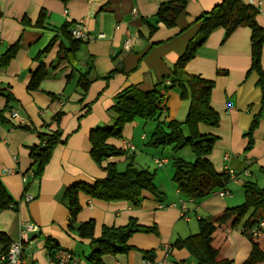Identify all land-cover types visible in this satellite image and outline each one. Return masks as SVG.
Wrapping results in <instances>:
<instances>
[{"label":"crops","instance_id":"obj_1","mask_svg":"<svg viewBox=\"0 0 264 264\" xmlns=\"http://www.w3.org/2000/svg\"><path fill=\"white\" fill-rule=\"evenodd\" d=\"M162 1L0 0L3 13L0 57L13 45H21L8 67L0 63V90L8 88L11 92L12 112L18 115L12 118V112L5 113L7 120L0 121V179L19 203L17 210L0 211V232L12 241L18 238L23 223L40 226L39 232L30 235L24 250L34 259V264H49L47 240L52 241V246L57 244L72 252L82 264H91L87 259L93 250L91 241L69 231L71 217L62 202L68 186L93 183L106 176L90 155V132L98 126L114 123L109 109L115 104L116 95L124 89L137 87L147 91L163 81L169 86L175 63L198 32L197 19L223 0H189L175 26L158 24L151 33L149 24L156 23ZM243 1L257 10L256 20L264 30V0H253L251 4ZM41 15L42 25H36ZM64 26L66 32H63ZM79 27L85 28V44L71 61H60V52L70 46L71 38L75 39L72 31ZM101 34L104 37L99 38ZM130 37L132 41L126 47ZM252 60L249 28L239 27L227 37L225 30L219 28L183 68L186 76L214 81L211 105L221 120L216 127L201 124L200 131L217 137L208 156L216 171L233 170L237 174V180L226 188L228 194L214 193L199 202L187 200L174 186L172 171L167 179L174 186L175 194L166 195L165 202L146 195L142 205L136 208L126 201L109 203L81 195L82 210L77 216V225L94 220L96 238L101 237L104 227H123L132 219L140 226L158 228V235L135 233L129 240L133 247L130 251L106 255L103 264H144L148 259L152 264H161L164 259L166 264H197L187 249L171 245L178 239L197 234L200 218L217 217L226 208L244 203L245 183L255 182L264 187L263 92L258 85L259 74L251 71ZM40 63L45 65L48 76L41 81L39 89L31 91L28 84ZM91 64L92 84L83 95L79 81ZM261 65L264 71V45ZM77 67L82 69L77 70ZM117 67H120L119 73L106 80ZM162 92L164 119L185 122L189 100L182 98L176 89ZM88 105L90 111L86 112ZM6 106V97L0 95V112ZM57 114H63L60 124L55 121ZM21 120L29 124L28 128L20 127ZM155 126L156 122L136 120L125 126L122 138H111L109 143L126 150L137 167L151 170L152 160L159 166L157 159L168 161L166 153L172 151L147 146ZM58 129L64 143L54 149L42 175L35 177L30 148L40 145L38 132ZM184 133L189 134L187 127ZM127 143L135 149H127ZM175 154L189 161L195 158L190 152ZM110 161L117 165L128 162L127 155L111 157L106 163ZM164 186L168 188L169 184L164 181ZM27 195L33 200L26 201ZM181 200L187 202L188 219L183 216ZM255 240L264 249V234ZM214 246L232 264H245L252 252L250 239L239 229L227 227L217 231ZM151 250L154 251L152 256L147 254Z\"/></svg>","mask_w":264,"mask_h":264},{"label":"trees","instance_id":"obj_2","mask_svg":"<svg viewBox=\"0 0 264 264\" xmlns=\"http://www.w3.org/2000/svg\"><path fill=\"white\" fill-rule=\"evenodd\" d=\"M189 0H164L156 14V23L149 24L151 33L158 28V24L166 27L175 26L178 18L186 11ZM257 10L246 4L243 0H223L210 11L204 12L197 19L199 29L197 34L189 41L185 52L174 65V70L169 79L170 85L163 81L151 90H141L137 87L126 88L115 97V104L109 109L114 118L111 126H98L91 130L89 140L91 143L90 155L99 167L105 171L106 176L93 183H75L68 186L63 193V202L69 210V231L75 232L80 238L91 241L93 250L88 261L91 264H103L106 255L127 253L133 247L129 240L135 233H153L158 235L156 226H140L135 219L123 227H104L100 238H96L95 221L77 225V216L82 210L81 195L90 199L105 202L126 201L132 207H140L146 195H151L159 202H165L166 195L155 183L156 174L148 169H142L135 165L132 156L128 158L126 150L118 149L111 145V138H122L127 124L136 120L156 122V126L150 134L147 146L156 149L171 148L175 153L187 147L191 148L195 155V161L174 157L172 161V182L179 192L187 200L199 202L217 191L227 188L232 182L228 173H219L213 166L208 156L214 149L217 137L210 134H202L200 125L216 127L220 123L219 113L212 107L211 98L214 89V81L198 76H186L183 73L185 65L191 61L197 50L205 44L209 36L219 28L225 30V36H229L239 27H247L251 30L252 67L251 71L259 74L258 85L263 92L264 104V71L261 65V56L264 45V30L256 20ZM3 16L0 5V18ZM41 19V20H40ZM25 23H28L24 21ZM42 15L36 25H42ZM68 26V25H67ZM66 32V26L63 28ZM85 43L79 39H72L70 46L61 51L59 60H69L76 56ZM21 48L20 43L10 47L1 57L0 63L8 67ZM47 48L46 50H48ZM42 55V54H41ZM40 57V56H39ZM89 70L81 76L79 81L83 95L86 94L92 81L89 79ZM117 67L106 80L119 73ZM48 71L43 63H40L28 84L31 91L39 89L42 80L47 78ZM176 89L181 97L189 100V110L185 122L166 121L164 119L163 104L165 95L163 90ZM0 95L7 99V106L0 112V121H6L5 113L12 112L14 98L8 88L0 90ZM90 111V105L85 107ZM63 114H57L55 121L60 124ZM48 126V125H47ZM46 126V127H47ZM28 128L27 126H20ZM187 127L189 134L184 133ZM40 145L30 148V157L33 160L34 176L39 177L44 172L53 155L54 149L64 143L61 131L38 132ZM251 136V132L248 134ZM127 155V164L123 171L118 169L115 162H107L111 157ZM264 174V168L262 169ZM245 202L226 210L217 217L200 218L199 232L184 239L176 240L171 246L187 249L195 258L197 264H232V261L223 258L220 249L214 246L215 236L220 228L239 229L252 243V252L245 264H264V249L246 231L255 226L264 217V187L255 182H247L244 185ZM16 201L9 193L0 179V211L18 209ZM13 241V240H12ZM11 239L0 232V242L6 247L11 244ZM47 249L50 255L60 247L47 240ZM154 255V251L147 252ZM150 260V259H148Z\"/></svg>","mask_w":264,"mask_h":264},{"label":"built area","instance_id":"obj_3","mask_svg":"<svg viewBox=\"0 0 264 264\" xmlns=\"http://www.w3.org/2000/svg\"><path fill=\"white\" fill-rule=\"evenodd\" d=\"M248 3H253V0H248ZM136 13V10H134ZM72 35L75 39H79L82 41L87 40V34L85 28L79 27L72 31ZM104 37V34H101L99 38ZM132 41L130 37L126 42V47H128L129 43ZM12 118H17L18 115L15 111L11 113ZM20 126L29 125L25 120H21ZM127 149H135V147L127 143ZM168 161L166 159H157V164L159 166H163L167 164ZM227 173L230 176L232 181L237 180V174L233 170H228ZM248 173V171H246ZM33 174V173H32ZM26 181V178H25ZM216 194L220 196H226L228 194L226 188L220 191H217ZM33 197L27 195L26 201H32ZM187 202L186 200H181V210L183 212V216L187 217ZM188 219V217H187ZM41 230L40 226L26 222L20 226L19 235L16 240H13L9 247H6L3 243L0 242V264H34V259L25 254V245L30 242V235L32 233H37ZM247 234L253 238L258 239L264 234V217L252 228L246 231ZM169 246H166V249L169 250ZM153 262L150 260H146L144 264H152ZM166 260L164 259L161 264H166ZM49 264H82L80 260L74 256L72 252L66 249H58L54 252L53 255L49 254Z\"/></svg>","mask_w":264,"mask_h":264},{"label":"rangeland","instance_id":"obj_4","mask_svg":"<svg viewBox=\"0 0 264 264\" xmlns=\"http://www.w3.org/2000/svg\"><path fill=\"white\" fill-rule=\"evenodd\" d=\"M180 151H182V153H184V152H190V154L193 153L192 150H191V148H189V147H187V149H184V150L182 149ZM137 154L140 155L139 151L137 152ZM166 155H167L168 161L170 160V163L169 164H166L165 167L156 166L153 163V160L150 162L149 167L151 169L150 171L156 174V176H155V183H156L157 186H158V183H159V186L160 187H158V188L160 190L162 189L161 191L164 192L165 195H167V197H170V196H174V194H175V188H174V186L171 185L172 183L167 179V177H168V174L169 173H172V171H173L172 161H173V158L176 156V154H175V152L173 150L172 151L170 150L169 154L166 153ZM178 156H180V154ZM180 157L183 158L182 156H180ZM183 159H186L187 161H189L188 158H185L184 157ZM190 161L191 162L195 161V158L193 160H190ZM125 167H126V164L124 162L123 163H120L118 165V169L120 171H123ZM164 181H165L166 184H169L168 188H164L165 187L164 186ZM62 202H63V200H62ZM63 204H65V203L63 202ZM76 253L79 254L78 251H76Z\"/></svg>","mask_w":264,"mask_h":264},{"label":"water","instance_id":"obj_5","mask_svg":"<svg viewBox=\"0 0 264 264\" xmlns=\"http://www.w3.org/2000/svg\"><path fill=\"white\" fill-rule=\"evenodd\" d=\"M82 68H80V67H77V70H81Z\"/></svg>","mask_w":264,"mask_h":264}]
</instances>
